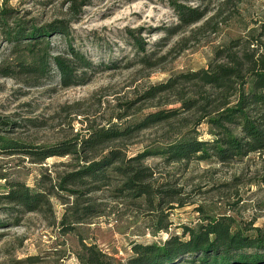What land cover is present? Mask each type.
Instances as JSON below:
<instances>
[{
	"label": "rangeland",
	"instance_id": "obj_1",
	"mask_svg": "<svg viewBox=\"0 0 264 264\" xmlns=\"http://www.w3.org/2000/svg\"><path fill=\"white\" fill-rule=\"evenodd\" d=\"M1 5L12 11L11 29L18 23L65 28L66 35L53 31L35 48L47 58L70 59L72 47L93 66L75 64L66 85L53 64L45 76L29 74L23 65L32 59L34 41L14 44L0 30V194L17 182L47 201L37 212L0 205V264H85V247L96 248L105 264H129L135 245H161L182 237L184 227L221 218L249 234L264 231V156L226 164H167L154 155L127 162L187 132L212 139L206 124L195 128L199 116L186 112L175 92L151 99L146 93L207 69L221 49L264 53V0H76L75 11L72 0ZM178 7L199 20L185 22ZM178 89L190 97L188 84ZM159 111L179 114L134 130ZM118 131L126 134L85 146L92 137ZM1 139L10 146L3 148ZM70 143L75 146L64 155ZM114 150L125 165L144 170L137 183L149 195L133 196L125 187L128 178L109 171L104 181L61 184Z\"/></svg>",
	"mask_w": 264,
	"mask_h": 264
},
{
	"label": "trees",
	"instance_id": "obj_2",
	"mask_svg": "<svg viewBox=\"0 0 264 264\" xmlns=\"http://www.w3.org/2000/svg\"><path fill=\"white\" fill-rule=\"evenodd\" d=\"M72 2V10L75 11L80 5H76V0ZM178 9L180 18L185 22L188 17L192 19L196 14L186 8ZM11 15L12 11L1 5L0 30L14 44L34 41L33 44L30 43L32 59L30 63L23 65V70L29 74L45 76L53 64L66 85L72 83L74 69L78 68L75 64L81 69L92 68L91 61L72 47L70 59L47 58L46 52L35 50L42 39L53 31L66 35L61 24L43 29L35 26L27 29L25 25L18 23L16 29H11L8 23ZM139 49L143 52L141 46ZM178 84H188L191 87L189 98L188 93L178 89ZM160 92H175L182 108L199 116L195 128L206 124L212 139L200 140L187 132L175 142L139 153L127 162H141L154 155L163 158L167 164L212 160L226 164L241 161L250 154L264 156V53L259 54L249 49L235 52L229 47L221 49L207 69L183 74L178 79L154 86L148 90L146 97L155 98ZM178 114L176 111H159L145 118L134 130L168 122ZM123 133L103 132L86 141L85 146L93 149L94 146L104 144L107 139L123 137ZM1 141L3 148L10 146L4 139ZM71 146L75 145L70 143L64 155L71 153ZM116 163L123 165L115 166ZM108 171L127 177L125 187L134 193L133 196L150 194L148 188L137 183L144 178V170L125 165L122 155L115 150L107 157L93 161L81 171L69 175L61 184L82 185L88 178L96 182L104 181L108 178ZM7 189V193L0 194V205L7 204L26 212H37L47 202L43 193L23 183H9ZM233 226L231 219L221 218L195 228L184 227L182 237L172 236L161 245H135L134 257L129 264H264V231L256 229L255 234H249L234 229ZM85 250L88 253L85 264H105L96 248L85 247Z\"/></svg>",
	"mask_w": 264,
	"mask_h": 264
}]
</instances>
